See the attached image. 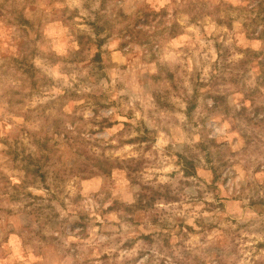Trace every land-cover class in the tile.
<instances>
[{"label": "rangeland", "instance_id": "obj_1", "mask_svg": "<svg viewBox=\"0 0 264 264\" xmlns=\"http://www.w3.org/2000/svg\"><path fill=\"white\" fill-rule=\"evenodd\" d=\"M0 264H264V0H0Z\"/></svg>", "mask_w": 264, "mask_h": 264}]
</instances>
